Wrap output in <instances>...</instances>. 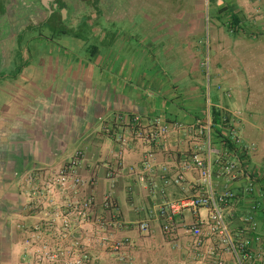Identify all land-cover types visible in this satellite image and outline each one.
I'll return each instance as SVG.
<instances>
[{"label": "crops", "instance_id": "1", "mask_svg": "<svg viewBox=\"0 0 264 264\" xmlns=\"http://www.w3.org/2000/svg\"><path fill=\"white\" fill-rule=\"evenodd\" d=\"M78 150V196L94 198L93 224L75 235L88 264H119L122 241L132 264H264V0H0V264H36L26 242L55 215L25 177ZM195 155L207 181L185 169ZM228 191L225 226L249 263L210 231L207 209L170 232L159 215Z\"/></svg>", "mask_w": 264, "mask_h": 264}, {"label": "built area", "instance_id": "2", "mask_svg": "<svg viewBox=\"0 0 264 264\" xmlns=\"http://www.w3.org/2000/svg\"><path fill=\"white\" fill-rule=\"evenodd\" d=\"M132 128L139 131V118L134 119ZM168 132L169 130L164 127L151 134L150 138L162 141ZM233 136L237 140L236 131L233 132ZM83 159V152L78 150L68 163L61 168L43 170L41 171L42 174L39 172L25 177V181L35 183L33 192L30 194L35 206L51 211L54 209L53 214L55 215L49 221L35 226L31 232L32 236L26 242L36 264H88L90 261L87 244L80 243L78 239L75 241L77 232L86 230L88 226L93 224L94 219V198L92 196H78L82 192L84 182L76 174V170ZM192 167L200 170L204 181L208 180L210 177L209 169L198 155H195L192 161L185 165L186 170ZM219 171L221 175L234 176L238 172V165L227 158H223L219 162ZM44 174H46V177L41 179ZM175 183L181 184L182 178H177ZM234 196L230 191L219 196L210 193H199L190 199L180 200L162 207L159 215L167 222L165 230L170 232L175 230L176 216L185 210L207 209L209 211L208 226L210 231L213 234H219L222 242L239 254L241 263H249L252 260L248 248L249 244L241 242L237 246L234 245L225 226V207ZM140 229L147 231L149 224L141 223ZM191 231L197 239H200L203 234L199 226H193ZM69 239H72L73 242L66 245ZM129 245V241H122L116 245L119 264H132L131 259L125 252ZM219 264H224V262Z\"/></svg>", "mask_w": 264, "mask_h": 264}, {"label": "trees", "instance_id": "3", "mask_svg": "<svg viewBox=\"0 0 264 264\" xmlns=\"http://www.w3.org/2000/svg\"><path fill=\"white\" fill-rule=\"evenodd\" d=\"M233 23L236 25L240 23L239 19L236 16L232 17ZM221 114L220 112L213 113V123L218 124L220 122Z\"/></svg>", "mask_w": 264, "mask_h": 264}, {"label": "rangeland", "instance_id": "4", "mask_svg": "<svg viewBox=\"0 0 264 264\" xmlns=\"http://www.w3.org/2000/svg\"><path fill=\"white\" fill-rule=\"evenodd\" d=\"M229 20V19H228ZM103 22V21H102Z\"/></svg>", "mask_w": 264, "mask_h": 264}]
</instances>
